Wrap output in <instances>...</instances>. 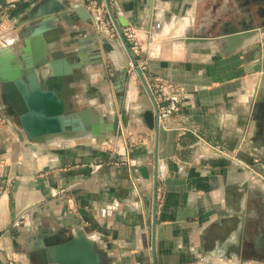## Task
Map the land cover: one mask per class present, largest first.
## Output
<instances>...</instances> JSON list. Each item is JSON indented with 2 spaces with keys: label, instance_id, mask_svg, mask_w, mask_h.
I'll return each mask as SVG.
<instances>
[{
  "label": "crops",
  "instance_id": "0c3cea01",
  "mask_svg": "<svg viewBox=\"0 0 264 264\" xmlns=\"http://www.w3.org/2000/svg\"><path fill=\"white\" fill-rule=\"evenodd\" d=\"M45 1L0 0V48L20 51L23 31L38 22L30 15ZM98 2L107 21L100 29L115 30L109 3L121 29L124 23L140 30L146 79L159 76L181 85L188 124L233 156L209 152L191 132L160 128L156 136L140 115L152 104L134 73L130 81L136 94L128 98L127 92L124 98L128 125L119 137L110 138L119 146L115 152L100 139L28 140L0 83L5 119L0 126V264L12 256L21 264H38L43 233L69 237L78 231L93 243L100 264H264V182L247 178L254 158L264 162V28L230 53L209 41L173 45L171 39L187 28L186 18L195 31L218 12L221 22L243 15L246 1ZM165 11L177 24L167 35L155 31V25L164 23ZM59 28L58 52L87 50L97 32L94 23L78 18ZM207 35L212 36L210 30ZM109 37L116 39L112 64L120 63L126 58L124 48L116 34ZM165 37L170 43L163 42ZM103 60V65L81 69L79 108L115 111V76L104 55Z\"/></svg>",
  "mask_w": 264,
  "mask_h": 264
},
{
  "label": "water",
  "instance_id": "95a60500",
  "mask_svg": "<svg viewBox=\"0 0 264 264\" xmlns=\"http://www.w3.org/2000/svg\"><path fill=\"white\" fill-rule=\"evenodd\" d=\"M248 5L244 14L232 17L224 22L219 20V12L214 19L205 20L195 31L189 27L183 34L173 37L176 44L187 45L199 42H212L223 46L225 53H230L248 42L264 28V0H245ZM70 2L56 3L46 0L30 15L38 22L23 31V45L14 53L9 47L0 48V83L5 91V101L13 108L19 118V124L25 137L33 142L52 141L64 136H74V140L82 138L105 139L117 138L122 128L128 125L129 112L125 107L124 98L128 92L130 73L138 76L146 91L152 108L140 113L144 124L158 135L157 107L148 81L130 52L122 34L121 27L116 23L114 13L107 3V10L115 26L126 58L117 64L112 43L106 31L100 29L96 21L97 32L91 37L90 47L78 48L74 53L55 50L56 34L59 25L64 22L72 24L73 18L93 23L86 5ZM108 2V0H107ZM165 23L155 25L157 32H163L172 23L170 13L165 11ZM122 26L124 23H121ZM207 30L212 36L207 35ZM164 33V32H163ZM159 44L158 46H160ZM156 45H153L154 48ZM104 57L111 63L115 76L114 90L117 94L116 108L113 112L100 113L93 107L79 108L77 105V83L84 79L83 67L104 64ZM11 60L10 62H6ZM130 64L134 71H130ZM157 154L154 156V197L153 224L156 212L157 187ZM142 173L143 169L140 170ZM43 243L37 247L38 264H100V254L94 250L93 243L78 231L71 236L56 232L43 233Z\"/></svg>",
  "mask_w": 264,
  "mask_h": 264
},
{
  "label": "built area",
  "instance_id": "2783aa9c",
  "mask_svg": "<svg viewBox=\"0 0 264 264\" xmlns=\"http://www.w3.org/2000/svg\"><path fill=\"white\" fill-rule=\"evenodd\" d=\"M90 17L99 21L100 27L107 25V21L102 16L103 7L98 0H92L86 6ZM108 34L114 36L116 31L114 28L108 30ZM122 34L129 46L130 52L136 59V66L140 69L145 68V58L142 57L144 45L140 36V30L133 26H127L122 29ZM130 71L134 70V66L130 64ZM149 87L154 96L157 107V124L159 129L165 130H177L180 132H191L200 142L206 150L213 154H221L233 156L232 152H227L222 145L213 140L207 138L197 129L191 127L187 122V116L182 113V98L184 94V88L170 80L164 79L159 76H154L147 80ZM5 119L0 115V126L4 124ZM105 147H112V151H119V146L113 144L111 139L103 142ZM252 164L259 165V169L252 168ZM252 164L248 165V180L253 182H264V162H261L257 158L252 160ZM156 192L158 188L156 187ZM7 264H21L20 260L16 256H12L8 259Z\"/></svg>",
  "mask_w": 264,
  "mask_h": 264
},
{
  "label": "bare ground",
  "instance_id": "6f19581e",
  "mask_svg": "<svg viewBox=\"0 0 264 264\" xmlns=\"http://www.w3.org/2000/svg\"><path fill=\"white\" fill-rule=\"evenodd\" d=\"M185 20H186V26L188 28L189 25H190V22H189L190 20H189V18H186ZM186 29L183 28V31L182 32H178V34H183L186 31ZM165 31L166 30H164L163 32H165ZM191 45H192V42H189L186 46L189 47ZM135 94H136L135 86H134L133 82L130 81L129 88H128V98H133L135 96ZM62 138L71 139V138H75V137L74 136H64Z\"/></svg>",
  "mask_w": 264,
  "mask_h": 264
},
{
  "label": "rangeland",
  "instance_id": "374dc122",
  "mask_svg": "<svg viewBox=\"0 0 264 264\" xmlns=\"http://www.w3.org/2000/svg\"><path fill=\"white\" fill-rule=\"evenodd\" d=\"M90 18H91L92 22H93V23L95 24V26H96V21H97V20H95V19L92 18V17H90ZM162 24L165 26V25H166L165 21H164V23H162ZM176 27H177V24H176V23H174V22L171 23V24L169 25V27H166V28H165V30H166L165 33L168 32V31H170V30L173 31L174 29H176ZM96 28H97V27H96ZM165 33H164V34H165ZM166 35H167V33H166ZM116 36H117V35H116ZM165 38H167V37H165ZM171 40L173 41V42H171V44H173V45L176 44V43L174 42V39H173V38H172ZM166 41H167V43H170V42H168V38H167V40H165V41H163V42L166 44ZM142 44L144 45V42H143ZM177 45H179V44H177ZM133 71H134V70H133ZM138 85H140V87L142 86V84L139 83V82H138ZM142 88H143V86H142ZM121 132H122V131H121ZM106 140H108V139H105L104 141H106ZM104 141H102V143H103Z\"/></svg>",
  "mask_w": 264,
  "mask_h": 264
}]
</instances>
